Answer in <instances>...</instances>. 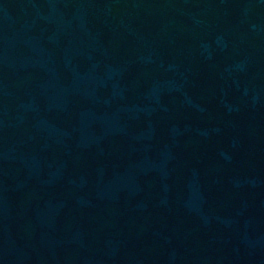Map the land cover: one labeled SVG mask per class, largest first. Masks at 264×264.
I'll return each instance as SVG.
<instances>
[{
	"label": "water",
	"instance_id": "95a60500",
	"mask_svg": "<svg viewBox=\"0 0 264 264\" xmlns=\"http://www.w3.org/2000/svg\"><path fill=\"white\" fill-rule=\"evenodd\" d=\"M0 264H264V0H0Z\"/></svg>",
	"mask_w": 264,
	"mask_h": 264
}]
</instances>
